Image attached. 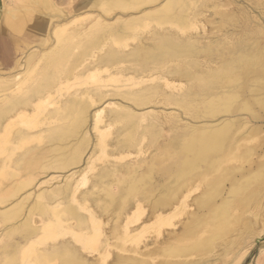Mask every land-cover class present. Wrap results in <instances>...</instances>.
Segmentation results:
<instances>
[{"label":"bare ground","instance_id":"6f19581e","mask_svg":"<svg viewBox=\"0 0 264 264\" xmlns=\"http://www.w3.org/2000/svg\"><path fill=\"white\" fill-rule=\"evenodd\" d=\"M232 2L229 0H223V3L222 0H83L81 7L91 10L89 14H93L90 22L76 31L67 29L66 26L70 25L68 22L52 25L49 27V33L46 31L43 41L44 45H48L52 39L53 44L52 46L49 44V48L46 47L44 53L41 51L38 57V54H34L36 55L34 61L37 63L34 62L35 65L32 64L33 66L28 67V70L25 69L26 72L22 75H15L13 82L9 84L1 80L0 87L9 86L11 89L8 94H3L0 98V129L4 127L3 135H5L2 142L6 143L7 147L5 156L0 160V225L3 226L0 231V241H2L0 264H19L20 261L30 259L35 264H203L202 260L205 259L207 263L206 258L210 254L217 257L214 263H218L236 250L241 257L248 251L254 238L264 232V125L259 124V121L264 120V27L256 17V21H250L253 19L247 10L240 11L225 7ZM255 3L263 8L264 0H255ZM114 10H118L114 14V20L108 21L106 17L103 18L105 14L109 15ZM149 22L160 26L159 31L152 32L157 27H151L152 36L136 41L138 45L128 52L117 51L119 49L117 46V50L108 49L103 54V58L97 56L94 60H90V63H86L89 62V58H94L95 52L98 51L100 54L108 42L123 43L132 35L131 32L138 27L145 28ZM205 24L209 26L208 33L211 34L219 33L230 25L241 27L242 31L235 32L238 28L234 27V33L230 31L227 35L220 34L214 40L206 42L195 36L196 34H187L190 30L204 28ZM179 32L185 34L186 39L180 37ZM133 35L132 37H135ZM34 55L29 59H33ZM130 57L135 58L140 65L147 66L142 70L144 74L147 72L146 75H151L153 70H159L160 73V68L168 66L169 70L162 75V78L170 74L172 80L177 81L171 84L178 88L185 87L186 90L183 92L179 90L181 93L176 90L178 95H174L175 93L163 95L159 92L162 95L161 103L174 104L180 108L185 118L189 117L192 122L181 118V113H175L176 111L166 112L167 119L163 126L155 122L142 125L145 130L140 137L137 136L139 137L137 139L135 136L140 128L138 126L146 113L144 115L136 113L128 105L123 106V104H114L115 108L110 109L108 117L112 122H119L124 126L122 131L121 129L118 131L122 132L120 138L115 139L117 140L115 147L120 153L128 150L132 145L136 146L138 142L141 144L144 135L150 138L154 152L148 158L144 157L141 162L133 161L121 164L122 166L117 165L120 167L112 170L108 168L104 170L106 166L102 165L103 171L94 175L97 176L92 185L94 190L85 192L84 199L92 195L95 197L92 198V202L95 201L96 210L104 213L111 211L115 214L114 225L109 235H105L102 240L99 233L101 228L98 229L96 226L92 228V223L96 222L90 223L92 220L85 222V218L78 213L75 206L66 204L63 208L57 209L53 203L61 204L63 201L48 200L51 195L62 197V194L68 191L71 193V186H74L79 178L72 183L71 179L82 174L85 170L83 164L85 166L93 156L95 157L93 144H91L93 145L91 152L86 150L89 142L88 111L94 105L95 97L101 94L98 92L96 96L90 89L78 90L77 87L64 105L57 101L53 102L51 104L54 105L53 109L44 114L42 120L38 113L46 106L47 102L44 101L48 98L51 101L50 97L53 92L52 96L55 95V91L61 93L63 89L57 88L62 83L66 84L68 80L82 81L85 78L91 80L93 78L89 77H95L100 72L106 73L102 78L108 79L109 83H112L109 79H116L120 74L125 77L123 80H126L128 76L123 74L122 65ZM41 61L42 63H39ZM38 64L42 65L38 66ZM112 67L115 68L114 71L111 70ZM133 73L132 71L131 77L128 78H138ZM96 79H94L96 82L102 80ZM94 80L92 82H95ZM28 81L33 83L23 87ZM98 84L96 89L99 87ZM157 86L159 88V85ZM130 87L133 89L132 85ZM146 88L148 90L123 93V100L127 97L138 107L157 102L155 100L157 90L163 91L161 85L159 89ZM116 92L108 96L117 94ZM103 96L107 94L102 92L101 98ZM98 98L101 102V98L99 96ZM102 107L93 110L94 113L91 114L94 120L93 130L97 132L93 133L98 134L95 136L97 141L105 132L104 128L102 131L97 126L106 108ZM243 114L248 116H242ZM170 115H173L175 120L169 118ZM27 117L29 119L34 117L35 120L31 118L29 122H21ZM18 121L25 124L23 125L25 128L20 124V127H14V131H12L14 128L7 130L16 126L15 122ZM43 124L48 126L45 130L33 131ZM107 124L105 125L109 127ZM162 127H165L166 135L161 133V129H164ZM43 138H46L47 142L42 146L38 142L34 147L27 149L23 147L25 150L16 159L13 157L19 145L22 147L32 139L40 141ZM85 151L88 154L86 158L83 156ZM11 161L12 166L9 164ZM81 161L82 165L78 169L67 170L70 166L79 165ZM92 162L94 161H91V165ZM9 166L11 169L8 168ZM51 168L56 169V172L57 169L67 171L59 175L52 174L51 177H54L51 179L61 176L60 181L63 183L60 182L61 185L57 187L48 186L46 188L48 193H45L43 192L45 186L41 185L44 180H35L39 174ZM90 172L92 174V171ZM155 174L159 175V180L155 178ZM82 194L83 192L78 195ZM72 197L73 194L71 199ZM30 198L22 215L24 205ZM69 198L68 201H73ZM142 202L147 203L149 207L146 217L137 226L128 230L124 228L122 235L117 236L118 231L125 226V222L141 209ZM83 204L85 206V203ZM98 211L94 212L98 213ZM180 211L185 213V217L178 222L176 228L173 227L162 237H152L151 241L138 246L139 243L137 244L136 241L141 232L150 227H157L169 216ZM49 212L53 213L52 218L47 216L46 219L41 218L39 224H36L38 220L36 218V223H33V215L43 216ZM87 213L90 215L88 209ZM106 215L108 214H105L104 218L107 217ZM122 215L125 218L123 225V221H120ZM73 218L76 220L77 228L70 225L72 221L70 224L68 222ZM66 221L65 225L63 222ZM84 222L89 223V226L92 225L91 230L89 229L92 232L85 231L86 228L83 226L79 227ZM97 224L100 223L95 225ZM63 225L68 228L67 231L73 233V236H80L83 246H87L88 243L94 245V248L98 249V256L89 260L66 240L53 244L49 242L38 250L34 248L40 237L55 234L54 229L62 228ZM112 238L121 240L122 243L113 242ZM102 241L103 246L99 249L98 246ZM127 242L130 244L135 242V245L128 247ZM111 247L119 252L111 256V261L108 260L107 263L106 258ZM27 252L29 254L25 255ZM210 262L208 261L209 264Z\"/></svg>","mask_w":264,"mask_h":264},{"label":"rangeland","instance_id":"374dc122","mask_svg":"<svg viewBox=\"0 0 264 264\" xmlns=\"http://www.w3.org/2000/svg\"><path fill=\"white\" fill-rule=\"evenodd\" d=\"M229 1H231L232 2V0H229ZM234 2H232L231 4H228L227 6H225V7H230V8H235V9H237V10H244V11H246L247 10V12H248V14L252 17V19L253 20H251L250 19V21H254L255 20V17L256 18H258L259 20V23H261V25L264 27V11H263V8H264V4L262 5L263 6V8L262 7H259V5H257V3H255V0H233ZM83 3V0H39V4H38V6H36L35 7V9H36V14L38 15V17H40V19H39V21H42L41 22V26H42V30H35V31H33V33H30L29 34V36L27 37V40H26V42H24L23 44H22V46L20 47V49H19V51L17 52V54H16V56H14V58H13V60H12V64H11V66H9V68H6L5 70H0V83H1V80L3 81V83H5V84H9V83H11V82H13V77H15V75H22V73H24V72H26V70L25 69H29L30 68V66L33 64V65H35V63H37V62H35L36 60H35V56L37 55V57L39 56V54L41 53V51H42V53H44L45 52V50L47 49L46 47H48L49 48V46H52V42H53V40L51 39L49 42H48V45H44V41H43V38H44V36H45V34L48 32L49 33V27H51L52 25H54V24H60V23H63V22H68V24H70V25H67L66 27H67V29H69V31H73V29L76 31V30H79V29H81L80 27L82 26V28L88 23V22H90V20L93 18V14L91 15V14H89V12H91V10H88V9H84L83 7H81V4ZM222 3H223V0H222ZM237 6H236V5ZM256 4V5H255ZM79 6V7H78ZM231 6H233V7H231ZM235 6V7H234ZM200 7V6H199ZM237 7V8H236ZM83 8V9H82ZM240 8V9H239ZM95 11H96V9L94 8V13H95ZM263 11V12H262ZM116 12H118V10H114L111 14H109V15H106L105 14V16H104V14H101L102 16H104L103 18H105L106 17V19L108 20V21H112V20H114V14L116 13ZM210 12V11H209ZM76 21V22H75ZM256 21V20H255ZM78 22H80V24H78ZM152 23V24H151ZM154 22H149V24H148V26H146L145 28H143V27H138V29H136L135 31H133V32H131V34L133 35V36H135V37H132V35L131 36H129L128 38L130 39H128V38H126L124 41H123V43L121 44V43H119V44H111V42H108V44L107 45H105L103 48H102V52L99 50V52H101L100 54L98 53V51L97 52H95V54H94V58L93 59H90L89 58V62L87 61L86 63L88 64V63H90V60H94L95 58H97V56L98 57H100V58H103L104 56H103V54H105V52L108 50V49H114V50H117L118 49V47H119V49L117 50V51H121V52H128L129 50H131L133 47H135V45H138V43L137 42H139L140 41V39H143L144 40V38H148L149 36L151 37L152 36V34L153 33H151L150 31H152V28H155V27H157V28H155V30L153 29V31L152 32H155L156 30L157 31H159V27L160 26H156V24L154 23ZM252 23V22H251ZM150 26V27H149ZM76 27V28H75ZM152 27V28H151ZM238 28V26H228V27H224L221 31H222V33H221V31L218 33H214V34H211V33H208V28H209V26H207L206 24H205V26H204V28H200V29H198L197 28V30H190V32L188 31L187 32V34L188 33H190V34H196L195 36H198V37H200L202 40H204V42H206L207 40H214L217 36H220V34H222V35H227V34H229L230 33V31L232 32V33H234V29L235 28ZM149 28H151L150 30H149ZM241 27H239L238 28V30L237 29H235V32H237V31H242V28L240 29ZM147 29V30H146ZM203 29V30H202ZM240 29V30H239ZM149 30V31H148ZM175 30V29H174ZM202 30V31H201ZM47 31V32H46ZM68 31V32H69ZM177 31V30H176ZM197 31H198V33H197ZM200 31V32H199ZM206 31V32H205ZM136 32V33H135ZM204 32V33H203ZM137 33H138V35H137ZM180 33V32H179ZM142 36H141V35ZM148 34V35H147ZM151 34V35H150ZM181 34V36L180 37H182L183 39H186V36H185V34H183L182 35V33H180ZM209 34H211V35H209ZM217 34H219V35H217ZM202 35V36H201ZM144 36H146V37H144ZM141 37V38H140ZM137 38V39H136ZM79 39V38H78ZM132 40V41H131ZM135 40V41H134ZM127 41V42H126ZM132 43H131V42ZM134 41V42H133ZM137 41V42H136ZM126 43V44H125ZM121 44V45H120ZM129 44V45H128ZM44 45V46H43ZM130 45H132V46H130ZM39 46H40V48H39ZM118 46V47H117ZM121 46V47H120ZM240 46V45H239ZM128 47V48H127ZM44 48V49H43ZM117 48V49H116ZM122 48V49H121ZM34 49V50H33ZM33 54H32V53ZM32 55H31V54ZM29 54V55H28ZM34 54H36V55H34ZM34 55V58L33 59H29V57L30 56H33ZM27 56V57H26ZM103 56V57H102ZM131 58V59H130ZM130 58H128V60H126L125 62H124V65H122V67H123V74H125L126 76H128V77H131L130 76V73L132 74V71L134 72L133 74H135V76L136 77H138V78H135V79H130V78H128L127 77V81L126 80H123V79H125V77H123V76H121V74L119 75V77H116V79L115 78H113V79H109V80H111L110 82H112V83H109L108 82V79H106L105 80V75H106V73L105 72H100V73H98L97 75H99L98 77H97V75H95V77H89L90 79L91 78H93V79H91V80H87V78H85L86 79V81H85V79H82V81L80 80V79H71V80H68V82H69V84H68V82L66 83V84H64V83H62V84H60L59 85V87L57 88V89H59V90H66L67 88H68V86L70 87V88H68V91L66 92H64L63 90L62 91H60L61 93H58V91H55V95L54 96H52L53 94H54V92L52 93V95H51V97H50V100L51 101H49L48 99H47V101L45 100L44 102L46 103H44V104H42V105H44L45 107H47V108H41L40 109V113H38L39 115V118H41L40 120H42V116L44 115V114H46L48 111H50V110H52L53 109V107H54V105H51V104H53V102H56L57 101V103H59V104H62V105H64L65 104V102L66 101H68V99L70 98V96H71V94L73 93L72 91H74V90H77V87H79L78 88V90H85V89H87V90H91V92H93V93H95V95L97 96V93L98 94H101L102 95V92H104V94H107V96H103L102 98H101V95H98L100 98H101V102H99V98H98V96H97V98L95 97V99H96V101L95 102H93V104L94 105H92V107L91 108H89V111H88V116H89V118H88V125H87V131H88V136H89V142H88V145H87V151L88 152H91V150H92V146L94 145V155H95V157L93 156L92 157V160L91 161H94V162H92V165H91V161L89 160L88 161V164H85V166H84V164H83V167H85L84 169L85 170H83V172L85 173H83L82 172V174H79L78 175V177H77V175L74 177V178H72L71 179V183L72 182H74V181H76V179H78V181L77 182H75V184H74V186L72 185L71 186V188H70V191H71V193L73 194V199H71V193L68 191V192H66V193H64V194H62V197H61V195L59 196V195H51V197H48V200L49 201H51V202H53V201H56V200H60V201H63V202H61V204H58V203H53V206L54 207H57V209H61V208H63L64 207V205H66V204H69V205H72V206H75V208H76V210L78 211V213H81V216L82 217H84L85 218V222H87L88 220L90 221V220H92V221H90V223H92L93 221H95L96 223H102V225H103V227H100V226H102V225H95V224H93L92 223V228H94V226H96L98 229H100L99 231H101V232H99V233H101L100 234V236H101V239L103 238L104 239V237H105V235H109V233H110V231H111V228H112V226L114 225L113 223L115 222V214L112 212L111 213V211L110 212H108V213H104V212H101V211H98V209L96 210V208H97V206H96V204H95V201H93L92 202V198L94 199L95 197H92V195H90V197H88L86 200L84 199L85 197H84V194H86L85 192H87V193H89V191L92 189V190H94V188H92L93 186V184L95 183V180H96V177L97 176H94V175H96V174H99V173H101L102 171H103V169L104 170H112V169H114V168H119L120 166H122V165H124V164H126V163H129V162H133V161H139V162H141L142 160H144L143 158L144 157H146V158H148L153 152H154V147L153 146H151V141H150V138L147 136V135H144V138H145V140H144V138L142 139V142H141V144H140V142H138V144L140 145V146H138L137 147V145L135 146V145H132L128 150H126V151H123V153H120L119 152V150L118 149H116V147H115V144H116V141L117 140H115V139H118V138H120V135H121V133L120 132H118L120 129V131H122L123 130V128H122V126H123V124L122 123H119V122H112V120L110 119V117H108V114L110 113V109H113V108H115V106H114V104L115 105H121V104H123V106H127L128 105V107H130V108H132L134 111H136V113H139V114H142V115H144L145 113H146V115H144L145 117H144V119H146V120H144L143 118H142V120L140 121V122H142V123H140V126H138V127H140L138 130H137V132L136 133H138V134H136V136H135V138H137V139H139V137H140V134L141 133H143L144 132V130H145V127H143L142 125H144V126H146V125H148V124H150L151 122H155V123H157L159 126H163V123L166 121V119H167V117H166V114H168L169 112H175V113H181V118H183L184 120H187V121H191V119H189V117H187V118H185L186 116L184 115V114H182V112H181V110H180V108H178L177 106H174V104H162L161 103V100L160 99H162V95H161V93L164 95V94H174V95H178L179 93H181V92H183L184 90H186L185 89V87L183 88H178V87H176V86H174L173 84H171V82H177V81H174V80H172V78H171V75L170 74H168L167 75V77H165V78H162V75H164V74H166L167 73V71L169 70L168 69V66H167V68H160V73H159V70H153L152 72H151V75H146L147 74V72H146V74H144L145 72H142V70L144 69V68H146L147 66H145L144 64H142V65H140L139 63H138V61L135 59V58H133V57H130ZM23 59V60H22ZM26 59V60H25ZM201 59V58H200ZM25 60V61H24ZM35 60V61H34ZM28 62V63H27ZM35 62V63H34ZM39 63H42V61L41 62H39ZM27 65V66H26ZM32 65V66H33ZM42 65V64H41ZM40 64H38V66H41ZM27 67V68H26ZM29 67V68H28ZM114 69L115 68H111V70H113L114 71ZM139 69V70H138ZM161 70H163L162 72H161ZM156 73H155V72ZM166 72V73H165ZM102 73V74H101ZM129 73V74H128ZM150 73V72H149ZM163 73V74H162ZM105 74V75H104ZM128 74V75H127ZM141 74V75H140ZM143 74V75H142ZM159 76H158V75ZM104 75V77L102 78V76ZM154 75V76H153ZM141 76V77H140ZM146 76V77H145ZM96 77H97V79H96ZM120 77H122V78H120ZM158 77V78H157ZM171 79H170V78ZM118 78V79H117ZM141 78H144V79H140ZM160 78V79H159ZM170 80H169V79ZM94 79H96V80H98V79H102L101 80V82H100V80H98L97 82L94 80ZM119 79H121V81L120 82H122V83H120L119 82ZM139 79V80H138ZM155 79V80H154ZM80 80V81H79ZM95 81V82H92V81ZM136 80V81H135ZM72 81V82H71ZM79 81V82H78ZM125 81V83H123ZM130 81V82H129ZM132 81V82H131ZM135 81V82H134ZM141 81V82H140ZM143 81V82H142ZM74 82V83H73ZM83 82H85V84L83 83ZM102 82H104L105 83V85H104V83H103V85H102ZM107 82V83H106ZM119 82V83H118ZM127 82V83H126ZM150 82H151V84H150ZM170 82V83H169ZM182 82H186V81H182ZM28 83V84H27ZM26 83V85L25 86H23V87H26V86H30L31 85V83H33L32 81H28ZM72 83V84H71ZM83 83V84H82ZM100 85H99V84ZM136 83V85H134L133 86V84H135ZM139 83H140V86H139ZM145 83V84H144ZM162 83V84H161ZM78 84V85H77ZM79 84H81V85H79ZM96 84V85H95ZM97 84H98V86L100 87H98L99 89H102V87H103V89L102 90H99L98 88V90L96 89V87H97ZM138 84V85H137ZM142 84V85H141ZM150 84V85H149ZM153 84V85H152ZM165 84V85H164ZM67 85V86H66ZM74 85H76V86H74ZM94 85V86H93ZM113 85V86H112ZM126 85V86H125ZM132 85V88L133 89H131V87L130 86ZM157 85H159V88H160V85H161V90H163V91H159L160 89L158 88V86ZM170 85H171V87H170ZM173 85V86H172ZM74 86V87H73ZM127 86H129V87H127ZM139 86V87H138ZM163 86H165V88H162ZM67 87V88H66ZM105 87V88H104ZM145 87V88H144ZM146 87H149L150 89L151 88H157V89H159V90H157V94H156V98H155V100L158 102L159 100V102L161 103H159V105H157L158 103L157 102H151V103H148V104H146L145 106H137V105H134L135 103L134 102H132V100L131 99H127V97H125V99H127L126 101H125V99L123 100V97L124 96H122V94L124 93V94H127V92H138V91H143V89L145 90V89H147L148 90V88H146ZM173 87V88H172ZM2 88V89H1ZM14 88V86L12 87V89ZM74 88V89H73ZM95 88V89H94ZM137 88V89H136ZM153 88V89H154ZM11 89V88H10ZM10 89H9V86H1L0 87V92H2V93H0V98L3 96V94H8V92L10 91ZM56 89V90H57ZM142 89V90H141ZM149 89V90H150ZM173 89V90H172ZM6 91V92H3V91ZM93 90V91H92ZM94 90H96V91H94ZM179 92V93H177V91ZM181 92H180V91ZM114 91L116 92V91H118V93L117 94H114V95H112V96H108V95H111V93H114ZM153 91V90H152ZM171 91H173V92H171ZM70 94H69V93ZM126 92V93H125ZM159 92H161V93H159ZM64 93V94H63ZM66 93V94H65ZM120 93V94H119ZM58 94H60V95H58ZM69 94V95H68ZM58 95V96H57ZM61 95H62V98H61ZM64 95V96H63ZM118 95H121V96H118ZM157 96H159V97H157ZM161 96V97H160ZM55 97V98H54ZM57 97H60L59 99L57 98ZM53 98V99H52ZM57 98V99H56ZM157 98H159V99H157ZM56 99V100H55ZM55 100V101H54ZM130 100V101H129ZM154 100V101H155ZM52 102V103H51ZM114 102H116V103H114ZM97 103V104H96ZM104 103V104H103ZM134 105V106H136V107H134L132 104ZM155 103V104H154ZM106 104H108V105H106ZM41 105V106H42ZM51 105V106H50ZM103 107H102V106ZM106 105V106H105ZM157 105V106H156ZM164 105V106H163ZM105 108V110H104V112H103V115L101 114V118L99 119V120H101V121H99L98 123H97V126H99V128H101V130L103 131L104 129H105V132H103L100 136L101 137H98V141L96 140V137L95 136H97L98 134H95V133H93V132H96V130L94 129L93 130V126H94V120H92L93 119V117L91 116V114L93 115V113H94V111L96 110V109H98V108ZM113 107V108H112ZM134 107V108H133ZM140 108V109H139ZM158 109V110H157ZM94 110V111H93ZM152 110H153V112H152ZM159 110H160V112H159ZM145 111V112H144ZM155 111H158V113L157 112H155ZM163 111V112H162ZM152 112V113H151ZM166 112H168V113H166ZM43 113V114H42ZM148 113H149V115L150 114H155V115H153V116H149L148 115ZM163 114L165 115V116H163ZM156 115H158V116H156ZM91 116V117H90ZM170 116H172V117H170ZM169 116V118H173V115H170ZM242 116H248V114L246 115V114H243ZM153 117V118H152ZM155 117V118H154ZM157 117V118H156ZM164 117H165V119H164ZM28 118V119H27ZM27 118H25V119H23V120H21V122L23 121V123H25L26 121H30V119L32 118V120L34 119L35 120V118L34 117H31L30 119H29V117H27ZM104 118V119H103ZM153 120H152V119ZM155 119L158 121H155ZM174 120H175V117L173 118ZM189 119V120H188ZM25 120V121H24ZM91 120H92V122H91ZM107 122H106V121ZM111 120V121H110ZM162 120V121H161ZM164 120V121H163ZM144 121V122H143ZM148 121V122H147ZM20 121H18V122H15V124H16V126L14 125H11V126H13V127H9L7 130H11V128H18V127H20V124H22ZM34 122V121H33ZM105 122V123H104ZM161 122V123H160ZM192 122V121H191ZM17 123H19L18 125H17ZM106 123H108L109 124V127L108 126H106L105 124ZM115 123V124H114ZM263 123V124H262ZM101 124V125H100ZM107 124V125H108ZM259 124H262V125H264V120H262V121H259ZM23 125H25V124H22L21 126H23ZM93 125V126H92ZM105 125V126H104ZM115 126V127H113V126ZM102 126V127H101ZM112 126V128H110ZM24 127V126H23ZM46 127H48V126H44V124H43V126L42 125H40V126H38L37 128H35V129H33V131H36V130H45L46 129ZM124 127V126H123ZM143 127V128H142ZM15 128L12 130V131H14L15 130ZM25 128V127H24ZM92 128V129H91ZM104 128V129H103ZM114 128V129H113ZM162 128H164V129H161V133L162 134H164V135H166L167 134V131L165 130V127H162ZM3 129H4V127L2 128L1 127V133H0V135H2L0 138L2 139H0V143H1V145H0V160H2V158L5 156V154H6V143H3L2 141H4L3 139H4V135H3ZM109 129H111V130H109ZM113 129V130H112ZM117 130V131H116ZM98 131V130H97ZM97 133V132H96ZM95 134V135H94ZM139 135V137H137ZM114 136H116V138L114 137ZM119 136V137H118ZM147 136V137H146ZM94 138V139H93ZM99 139H101V140H99ZM136 139V140H137ZM37 141V142H35V141ZM32 139V141L31 142H28V144L26 143V144H24V146L22 145V147L20 148L19 146H18V148H16L15 149V153H14V155H13V157L16 159V157L18 156V155H20L21 153H22V151H24L25 149H27V148H31V147H34L35 145H37L38 144V142H39V144H40V146H42L43 145V143H45V142H47V139L46 138H43L42 140H36V139ZM43 140H45V141H43ZM97 141V142H96ZM144 141V142H143ZM147 141V142H146ZM95 142V143H94ZM100 142V143H99ZM31 143V144H30ZM36 143V144H35ZM97 143V144H96ZM113 143V144H112ZM146 143H147V145H146ZM91 144H93V145H91ZM112 144V145H111ZM28 145V146H27ZM143 145H144V147H143ZM150 146V147H149ZM25 149H24V148ZM141 147V148H140ZM146 147V148H145ZM95 148H96V151H95ZM115 148V149H114ZM135 148H137L136 149V151L134 150ZM149 148V149H148ZM146 150V152H145V150ZM19 150V151H18ZM90 150V151H89ZM105 150H106V152H105ZM113 150V151H112ZM141 150H142V153H141ZM144 150V151H143ZM87 151H85V153H84V155L83 156H85V158H86V156L88 155V154H86L87 153ZM132 152H135V153H132ZM136 152H137V154H136ZM140 152V153H139ZM96 153V154H95ZM118 153V154H117ZM129 153V154H128ZM119 155V156H118ZM130 155H131V157H130ZM134 155V156H133ZM112 156H114V157H112ZM108 157V158H107ZM126 157V158H125ZM131 159H129V158ZM118 158V159H117ZM134 159H136V160H134ZM128 160V161H127ZM119 163H118V162ZM1 162V161H0ZM111 162V163H110ZM117 164H116V163ZM81 163V164H80ZM79 163V165H75V166H70L69 168H67V170H69V169H73V168H79L80 167V165H82V161ZM11 166H12V161L9 163ZM90 164V165H89ZM115 164H116V166H115ZM122 164V165H121ZM86 165H89V166H86ZM106 166V167H104L103 168V166ZM110 165H112V167L110 166ZM117 165H120V166H117ZM11 166H9L8 168H10L11 169ZM92 166V167H91ZM100 166V167H99ZM110 166V167H109ZM115 166V167H114ZM91 169H90V168ZM103 169H102V168ZM7 168V169H8ZM86 168H89L88 170H86ZM94 168H95V171H94ZM106 168H108V169H106ZM97 169V170H96ZM49 169H47L46 170V172L45 173H43V174H39L38 176H37V178H36V180L35 181H37V180H44V182H42L41 183V185L42 186H45V190L43 191V192H45V193H48L47 191V187L48 186H50V187H57L58 185H61V183L60 182H62V181H60L61 180V176H55V180L54 179H51L52 177H54V176H52L51 177V175L52 174H56V175H59V174H62V172L64 173L65 171H67V170H58L57 169V172H56V169H54V168H51L49 171H48ZM48 171V172H47ZM90 171H92V174H91V172ZM53 172V173H52ZM88 173V174H87ZM45 174V175H44ZM156 176H155V178L157 179V180H159L160 179V177H159V175L158 174H155ZM42 176V177H41ZM90 176H92V177H90ZM39 177V178H38ZM50 177V178H49ZM49 178V179H48ZM60 178V179H59ZM82 178V179H81ZM89 178H91V179H89ZM81 179V180H80ZM53 180V181H52ZM58 180V181H57ZM87 180V181H86ZM86 181V182H85ZM48 182V183H47ZM85 182V183H84ZM94 182V183H93ZM54 183V184H53ZM63 183V182H62ZM80 185H79V184ZM46 184H47V186H46ZM50 184V185H49ZM78 184V185H77ZM82 184V185H81ZM63 185V184H62ZM84 185V186H83ZM41 186V187H42ZM78 186H79V188H78ZM73 187V188H72ZM74 187H77V189L75 188L74 189ZM89 187V188H88ZM81 189V190H80ZM74 190V191H73ZM77 192H76V191ZM84 190H86V191H84ZM83 192V194L82 195H78L79 193L81 194ZM71 195H70V194ZM48 194H46V196H47ZM63 195H65V196H63ZM94 196V195H93ZM64 197V198H63ZM69 198L70 200H73V201H68L67 200V198ZM79 197V198H78ZM83 199H82V198ZM62 198V199H61ZM81 198V199H80ZM77 199V200H76ZM89 199V200H88ZM30 200H31V198L29 199V201H27V203H25V205H24V210L22 211L23 213H22V215L24 214V212H25V207H27L28 206V203L30 202ZM75 200V201H74ZM84 200V201H83ZM88 200V201H87ZM67 201H68V203H67ZM90 201V202H89ZM66 202V203H65ZM89 202V203H88ZM64 203V204H63ZM77 203V204H76ZM79 203H81V205L79 204ZM83 203H85V206H84V204ZM80 206H79V205ZM83 204V205H82ZM87 204V205H86ZM144 205V207H143V205ZM57 205V206H56ZM60 205V206H59ZM84 206V207H83ZM87 206H89V207H87ZM60 207V208H59ZM93 207L95 208V209H93ZM140 208L141 209H139V211H137V212H135L134 213V215L135 216H131L129 219H128V221H124L125 220V218H124V216L122 215L121 216V218H120V221L122 220L123 222H122V225H123V223L125 222V226L123 227L122 226V228L123 229H120V231H118V233H117V236L119 235H122V233L125 231V229L126 230H128V229H130V228H132V227H135V226H137L145 217H146V215L148 214V212H149V207H148V204L147 203H145V202H142L141 203V205H140ZM87 209H88V212L90 213V215L87 213ZM90 210V211H89ZM98 211V213L97 212H94V211ZM100 212V213H99ZM92 213V214H91ZM97 213V214H96ZM83 214V215H82ZM87 214H88V216H87ZM93 214H94V218H93ZM99 214V215H98ZM101 214H103V215H101ZM105 214H108V215H106L107 217H105L104 218V216H105ZM65 215V214H64ZM80 215V214H79ZM111 215L113 216V217H111ZM133 215V214H132ZM46 216L48 217V218H52V216H53V213H48V214H46V215H37V214H35V215H33V217H32V221H33V223H36L35 222V220H36V218H38V220H37V223L36 224H39V222H40V219L41 218H45L46 219ZM89 216H91V217H89ZM22 217V216H21ZM20 217V218H21ZM101 217H103V219H101ZM111 219H110V218ZM185 217V213H183V211H180V213H174L173 215H171V216H169L168 217V219L165 221V222H162V223H160L157 227L155 226V227H153V228H147L146 230H144L143 232H141V234H139L138 235V240L140 239V241H136V243L138 244V246H141L144 242H146V241H151L153 238H156V236H157V238H160V237H162V235L167 231V230H169V229H171V228H173V227H177V225H178V222L180 221V220H182L183 218ZM20 218H18V219H20ZM33 218H35L34 220H33ZM64 218H65V216H64ZM88 218V219H87ZM92 218V219H91ZM100 218V219H99ZM113 218V219H112ZM123 218H124V220H123ZM95 219V220H94ZM97 219V220H96ZM75 220V218H73L72 220H69L68 222H69V224H70V222H71V224L70 225H72V226H74L73 228H77L78 226L76 225V220ZM98 220H100V222L98 221ZM88 221V222H89ZM98 221V222H97ZM83 223L81 226H79V227H85L86 229H85V231H87V230H89L90 228H91V226H89V223ZM65 225H66V223H67V221L66 222H63ZM109 223V224H108ZM120 225V224H119ZM75 226H77V227H75ZM87 226V227H86ZM99 226V227H98ZM2 228H3V226H1L0 225V231L2 230ZM103 228V229H102ZM125 228V229H124ZM66 228L64 227V225H63V227L62 228H55L54 230H55V234L53 233V234H47V235H45V237H44V235L42 236V237H40V240L38 241L37 240V242L35 243V245H34V248L36 249V250H38L40 247L41 248H44L49 242H50V244L52 243H58V241L59 242H61V241H64V240H66V242H68L69 244H71V245H73L79 252H80V254L82 255L83 254V256L84 257H86V258H88L89 260H91V259H93V257L94 258H96L97 256H98V249H95L94 248V245L92 246V245H90V243H88V245L86 246H83V243H82V241H81V239L79 238L80 236H73V233L72 232H70V231H67L68 230V228L65 230ZM91 230V229H90ZM89 230V231H90ZM102 230H103V232H104V234H103V232H102ZM123 231V232H122ZM90 232H92V231H90ZM120 232V233H119ZM107 233V234H106ZM102 235H103V237H102ZM15 237H18L17 235H15ZM66 237V238H65ZM73 237H74V239L75 240H73ZM153 237V238H152ZM43 238V239H42ZM58 238V239H57ZM102 239V240H103ZM56 240V241H55ZM111 240H113V242L115 241V242H121L122 243V241L121 240H115V238L113 239H111ZM110 240V241H111ZM48 241V242H47ZM55 241V242H54ZM2 241H0V243H1ZM47 242V243H46ZM129 244V245H128ZM135 245V242H132V244H130L129 242H127L126 243V245L129 247L130 245ZM98 245V244H97ZM125 245V246H126ZM91 246V247H90ZM102 246H103V241H102V243L101 244H99V249L100 248H102ZM80 247V248H79ZM84 247V248H83ZM40 248V249H41ZM82 250V251H81ZM95 250V251H94ZM97 250V251H96ZM94 251V252H93ZM109 254H108V257L106 258V262L108 263L109 261H111V259H112V257H113V255L115 254V253H118L119 251L118 250H115V248H113V247H111L110 249H109ZM97 252V253H96ZM237 250L234 252V253H232V254H230L228 257L226 256V258H224V259H227L226 261H224V259H222V260H220L218 263H214L215 261V259L217 258L214 254H210L209 256H207V258H206V261H207V263L205 262V259H203L202 261L204 262L203 264H209L208 263V261L210 262L212 259V261L210 262V264H264V232H262L260 235H258L256 238H254V240H253V242H252V244L250 245V247H249V249H248V251H246L245 252V254L241 257L239 254H237ZM90 253V254H89ZM92 253V254H91ZM27 254H29V252H27L25 255H27ZM89 254V255H88ZM110 255V256H109ZM90 256V257H89ZM112 256V257H111ZM211 256V257H210ZM208 257H209V259H208ZM91 258V259H90ZM208 259V260H207ZM211 259V260H210ZM109 260V261H108ZM26 263H25V262ZM105 262V263H106ZM19 264H35L33 261H31V259L30 260H23L22 262L20 261V263Z\"/></svg>","mask_w":264,"mask_h":264},{"label":"crops","instance_id":"0c3cea01","mask_svg":"<svg viewBox=\"0 0 264 264\" xmlns=\"http://www.w3.org/2000/svg\"><path fill=\"white\" fill-rule=\"evenodd\" d=\"M38 4L39 0H0V70L11 66L30 33L42 30Z\"/></svg>","mask_w":264,"mask_h":264}]
</instances>
